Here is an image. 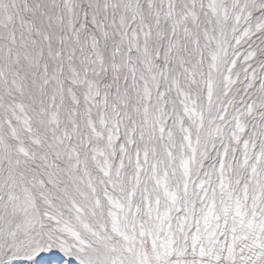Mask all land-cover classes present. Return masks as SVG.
Returning <instances> with one entry per match:
<instances>
[{"label":"snow or ice","instance_id":"6c2138e0","mask_svg":"<svg viewBox=\"0 0 264 264\" xmlns=\"http://www.w3.org/2000/svg\"><path fill=\"white\" fill-rule=\"evenodd\" d=\"M41 254L264 264V0H0V264Z\"/></svg>","mask_w":264,"mask_h":264},{"label":"rangeland","instance_id":"374dc122","mask_svg":"<svg viewBox=\"0 0 264 264\" xmlns=\"http://www.w3.org/2000/svg\"><path fill=\"white\" fill-rule=\"evenodd\" d=\"M52 256L56 257V256H58V254L57 253H52ZM48 259H49V257H45V256H43V254H41V256L38 257L37 261H34L33 264H40V261H45V260H48ZM14 264H26V262L25 261H16V262H14Z\"/></svg>","mask_w":264,"mask_h":264}]
</instances>
